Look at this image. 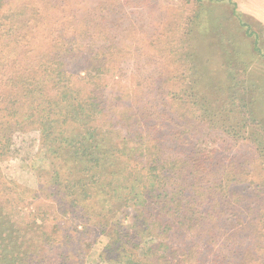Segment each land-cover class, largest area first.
<instances>
[{
    "label": "rangeland",
    "instance_id": "374dc122",
    "mask_svg": "<svg viewBox=\"0 0 264 264\" xmlns=\"http://www.w3.org/2000/svg\"><path fill=\"white\" fill-rule=\"evenodd\" d=\"M233 2L238 5L242 22L228 19L233 17L232 6L220 0H3L0 226L5 221L7 230L15 224L18 231L29 232L28 247L33 251L34 264H195L197 260L198 264H264V168L251 144L232 140L201 117L195 100L192 104L187 98L191 90L184 83L187 71L181 65L185 47L194 46L192 28L195 17L202 12L224 24V35L234 47L230 51H236L238 60L253 61L255 74H264L263 55L256 50V38L248 35L247 29L252 27L259 35V48L264 52V0ZM26 22L30 28L24 26ZM207 55L215 61L222 57L216 50ZM206 71L215 72V84L223 91L219 97L224 98L232 71L223 67V61L218 67L204 69L205 77L209 75ZM238 74L241 78L243 71ZM30 75L47 84L45 98H34V87L28 86L25 79ZM67 88L76 93L78 100L100 109L92 125L123 142L129 151L126 158L137 170L162 155L171 162L165 172L172 168L197 173L207 169L210 162L220 161L219 173H232L230 179L238 174L243 180L250 174L249 182L238 186L244 205L237 217L227 221L221 209L205 214L206 203L191 206L185 217L177 208L171 217L176 232L170 231L171 223L160 233L159 227L148 228L152 221L147 220L139 225L135 240L130 242L133 212L137 214L139 206L150 203V192L137 201L133 192L139 185L133 184L131 191L122 189L123 184L132 185L131 176L123 174L125 183L115 171L89 173L92 179L112 182L120 191L113 199V215L104 213V228H94L93 221H88L87 213L92 212L88 206L83 213L68 209L64 195H57L56 187H50L53 159L40 127V110L48 102H58ZM202 91L210 93L211 88ZM44 101L46 105L39 107ZM17 110L22 112L16 114L21 117H15ZM65 123L62 130L71 132L73 123ZM84 133L76 126L73 137ZM184 139L189 140V148L182 156L177 151L182 149ZM148 150L151 153L147 161ZM187 161L189 168L185 169ZM216 176L210 174L201 183L208 187L206 182ZM164 191L171 199L183 197L168 188ZM191 195L199 200L198 194ZM184 219L192 225L199 220L201 228L186 230ZM248 223L252 227L243 232ZM208 230H213L210 236L206 235ZM150 249L153 255H149Z\"/></svg>",
    "mask_w": 264,
    "mask_h": 264
},
{
    "label": "trees",
    "instance_id": "16d2710c",
    "mask_svg": "<svg viewBox=\"0 0 264 264\" xmlns=\"http://www.w3.org/2000/svg\"><path fill=\"white\" fill-rule=\"evenodd\" d=\"M196 1L203 2L205 0ZM220 2H226L232 6L233 17H229L228 19L238 21V18L242 22L241 14L237 9L238 5L233 0H220ZM2 3L3 0H0V8L2 7ZM195 21V27L192 28L195 37L194 46L191 45L189 49L187 45L181 59V65L187 71L184 74V83L191 90V92L188 91L189 93L186 94L187 98L189 100L190 97V103L192 104V99L195 100L201 117L210 126L220 129L223 134L232 140L242 139V142L251 144L264 168V74H255L256 66H254L253 61L238 60L235 56L236 51H230L234 47L224 35L225 31L223 29L225 26L223 23L212 21L208 16H204L202 12L195 17ZM209 22L214 23L210 25ZM24 26L30 28L28 22ZM247 29L249 34L246 33L256 38H254V46L258 53L263 55L264 59V52L259 48V35L255 33L252 27H248ZM227 33H229L228 29ZM111 49L113 50V46ZM214 50L219 52V55L222 57L216 61L207 59V54L210 55ZM222 61L223 67L232 71L231 78L229 77L228 79L230 86L226 93V100H224L226 96L221 99L219 97L223 95V91L218 83L215 84V72L210 71L208 73L206 71L209 74L206 77L203 74L204 69L218 67V63ZM157 69L160 70L158 64ZM216 69L220 70L219 68ZM237 69H239L238 71H243L241 78L238 71H236ZM60 75L64 76V73L60 72ZM25 79L28 86L34 87L31 90L32 94L36 93L34 95L36 97L34 98H45L47 96V84H44L43 81L38 80L36 77L32 78V75L27 76ZM47 83H49V79ZM54 84H57L56 81H54ZM205 87L211 88V92H203L202 89H206ZM74 95L76 93L72 89L67 88L58 102H48L46 108L44 107L46 105L45 101L39 104V107L41 105V107H44V109L40 110L42 140L48 146L50 159H53L49 181L51 183L50 187H56L57 195L59 193V196L64 195V203H67L68 209L76 208L77 211L81 210L83 213L85 212L84 209L88 206L92 210L91 215L87 213L89 215L88 221H93L94 228H104L105 220H107V216H104V213H108L110 216L113 215L112 210L114 209L115 201L113 199L117 197L120 191L112 182L106 183L92 179L89 173L92 171H98L99 173L115 171L116 175L121 176L122 181L124 180L125 183L127 178L123 177V174L131 176L130 184L132 185L127 186V184H123L122 189L131 191L134 188L133 184L137 183L139 185L138 191L136 192L135 190L133 192V198L137 201L139 199L141 201L146 197L147 192H150L148 199L150 203L146 202L142 208L139 206L140 210L137 214L133 212V215H135L131 223L134 225L132 226L134 231L132 230L128 234L130 242L135 240L136 230L139 229V225L147 220L152 221V226L148 228L157 229L159 227L160 233L161 231H165V227L172 223L171 217L175 216L177 208L179 209L178 213L181 212V216L185 217L188 215L191 206L195 207L199 203H206L205 205L207 206L204 207L205 214L211 213L214 209H221L220 214L227 221H231L233 217H237L235 216L236 213L244 205L243 195L239 193L238 186L249 182L250 174L248 178H246V175L243 180L241 177L243 175L237 176L238 174L233 175L235 178L230 179L232 173H219L220 161L219 163L210 162V164L206 165L207 169L197 170V173H189V171L181 169L173 171L172 168L168 172H165L167 164L171 162L162 155L160 158L150 159L146 168L137 170L136 166L131 164V160L126 158L129 156V151L124 143L109 137L99 126L92 125L94 119H97V115L101 113L99 112L100 109L91 106L87 101L78 100ZM16 114H22V112L17 110L15 113V117H21V115ZM66 121L73 123L71 125L73 127L71 132L62 130L61 125L68 124L65 123ZM49 123H53L55 126L53 124L47 126ZM75 125L86 133L78 134L74 138L73 132H76ZM79 138L82 140L79 141ZM188 142L189 140L187 139L182 141L181 146L183 147L180 151H177L178 154L182 156L188 154ZM148 153L150 155V150L147 152V161L149 158ZM185 163V169L189 168V162ZM158 170L160 172H157ZM209 173L217 175V179L211 178L208 180L206 182L208 187H206L201 182L206 176L210 175ZM54 180L55 182H53ZM248 187L250 185L246 188ZM166 188L171 193H177V196L180 193L183 194V197L176 199L169 198L167 193L164 194ZM191 194H198L199 200H196L195 196L192 197ZM127 198H130V195ZM164 198H166L165 201L163 200ZM233 201L236 202V205L233 204ZM106 202L109 207L106 205ZM157 204H159V207L155 206ZM125 213L130 214V211ZM141 213L143 215L142 218ZM220 214L218 217H221ZM91 216L94 217V220ZM215 219L216 221H220V218ZM215 219L212 221L215 222ZM83 223H86V220ZM202 223L204 224L203 221H201V225H203ZM6 224L7 222L4 221V224L0 226V229L2 228L0 230V264H34L33 251L28 247V243L31 240L28 238L29 232L25 234L21 230L18 231L15 224L7 230ZM182 225L188 231H197L201 228L199 220H196V223L192 225L184 219ZM196 225L199 227H196ZM251 227V224L248 223L242 231H249ZM120 229L118 230L119 233ZM173 230L177 231L174 223H172L170 228V231ZM146 231H149V229L146 228ZM212 231L208 230L206 235L210 236L213 233ZM261 237L262 235L257 237L254 243L259 242ZM116 243H119V241ZM167 247L170 250L172 249L170 245ZM186 252L190 254V250L187 248ZM149 255H153V249L149 250ZM198 263L199 260L195 264Z\"/></svg>",
    "mask_w": 264,
    "mask_h": 264
}]
</instances>
